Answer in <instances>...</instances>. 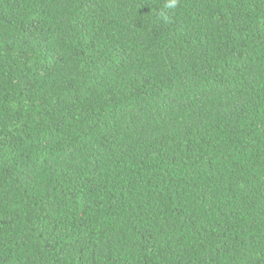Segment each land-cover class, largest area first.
Listing matches in <instances>:
<instances>
[{
    "label": "trees",
    "instance_id": "trees-1",
    "mask_svg": "<svg viewBox=\"0 0 264 264\" xmlns=\"http://www.w3.org/2000/svg\"><path fill=\"white\" fill-rule=\"evenodd\" d=\"M165 4L0 0V264H264V0Z\"/></svg>",
    "mask_w": 264,
    "mask_h": 264
},
{
    "label": "clouds",
    "instance_id": "clouds-1",
    "mask_svg": "<svg viewBox=\"0 0 264 264\" xmlns=\"http://www.w3.org/2000/svg\"><path fill=\"white\" fill-rule=\"evenodd\" d=\"M178 0H166L165 7L170 10H174L177 7ZM165 20H168L169 17L162 13Z\"/></svg>",
    "mask_w": 264,
    "mask_h": 264
}]
</instances>
